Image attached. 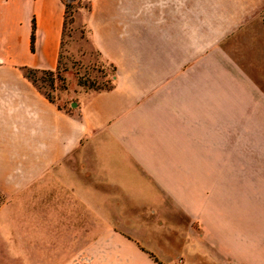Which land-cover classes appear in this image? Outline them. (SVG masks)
Returning <instances> with one entry per match:
<instances>
[{"label": "crops", "instance_id": "1", "mask_svg": "<svg viewBox=\"0 0 264 264\" xmlns=\"http://www.w3.org/2000/svg\"><path fill=\"white\" fill-rule=\"evenodd\" d=\"M263 9L90 0L113 86L59 103L25 67H57L64 0H0V240L20 264H264Z\"/></svg>", "mask_w": 264, "mask_h": 264}, {"label": "rangeland", "instance_id": "2", "mask_svg": "<svg viewBox=\"0 0 264 264\" xmlns=\"http://www.w3.org/2000/svg\"><path fill=\"white\" fill-rule=\"evenodd\" d=\"M69 2L65 17L58 66L48 71L31 74L35 83L52 99L59 103L74 98L82 88L100 90L113 82L115 69L112 63L102 59L89 37L87 14L90 0H65ZM264 24V9L262 11ZM248 31L256 30L249 26ZM7 201L0 192V204ZM176 219H180L178 216ZM88 236V232H87ZM10 246L0 240V264H20L10 253ZM176 264H183L178 262Z\"/></svg>", "mask_w": 264, "mask_h": 264}, {"label": "trees", "instance_id": "3", "mask_svg": "<svg viewBox=\"0 0 264 264\" xmlns=\"http://www.w3.org/2000/svg\"><path fill=\"white\" fill-rule=\"evenodd\" d=\"M64 3H65V14H64V22H63V29H64V24H65V17H66V14H67V11H68V7H69V2L65 1L64 0ZM33 39H34V23L32 24V31H31V46H33ZM58 66V65H57ZM39 71H48V72H51L50 69H46V70H37L35 68H29V67H25V72L26 74L34 81V78L31 77V74L34 73V72H39ZM35 82V81H34ZM113 86V82L110 83L109 85L105 86L104 88L102 89H109ZM48 95V94H47ZM49 96V95H48ZM49 98H51L49 96Z\"/></svg>", "mask_w": 264, "mask_h": 264}, {"label": "built area", "instance_id": "4", "mask_svg": "<svg viewBox=\"0 0 264 264\" xmlns=\"http://www.w3.org/2000/svg\"><path fill=\"white\" fill-rule=\"evenodd\" d=\"M179 262H182V261H179ZM183 264H186V263H184V262H182Z\"/></svg>", "mask_w": 264, "mask_h": 264}]
</instances>
